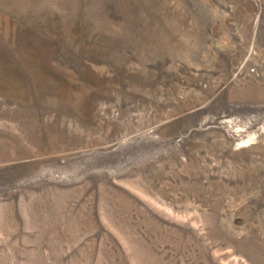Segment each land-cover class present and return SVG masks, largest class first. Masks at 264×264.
Masks as SVG:
<instances>
[{
  "label": "rangeland",
  "instance_id": "1",
  "mask_svg": "<svg viewBox=\"0 0 264 264\" xmlns=\"http://www.w3.org/2000/svg\"><path fill=\"white\" fill-rule=\"evenodd\" d=\"M0 264H264V0H0Z\"/></svg>",
  "mask_w": 264,
  "mask_h": 264
}]
</instances>
